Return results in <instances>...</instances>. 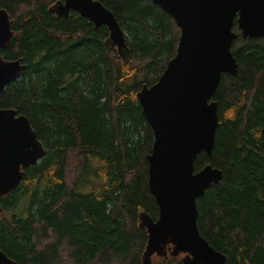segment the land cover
<instances>
[{"label":"trees","instance_id":"obj_1","mask_svg":"<svg viewBox=\"0 0 264 264\" xmlns=\"http://www.w3.org/2000/svg\"><path fill=\"white\" fill-rule=\"evenodd\" d=\"M66 0H0L16 36L3 56L21 77L0 107L26 116L44 145L20 187L0 199V249L19 264H148L172 257L150 243L159 209L148 187L154 135L137 98L177 53L180 29L151 0H96L117 18L127 54L107 26ZM235 76L214 96L219 123L211 157L222 180L198 199V228L225 264H264V38H243L235 20Z\"/></svg>","mask_w":264,"mask_h":264},{"label":"water","instance_id":"obj_2","mask_svg":"<svg viewBox=\"0 0 264 264\" xmlns=\"http://www.w3.org/2000/svg\"><path fill=\"white\" fill-rule=\"evenodd\" d=\"M169 14L181 33L177 53L158 81L143 86L137 98L154 143L147 156L148 187L159 209L149 225L157 251L171 246L186 254L188 264H225L226 258L200 234L197 201L219 183L223 172L206 166L196 170L201 153L213 154L219 123L213 98L223 74L235 76L238 64L231 46L235 20L243 38H264V0H151ZM79 13L96 29L107 26L120 49L125 33L115 15L96 0H66L58 12ZM11 16L0 8V51L15 37ZM25 66L5 60L0 52V94L17 81ZM45 154L29 119L12 109L0 110V199L17 190L24 172ZM0 264H19L0 249Z\"/></svg>","mask_w":264,"mask_h":264},{"label":"rangeland","instance_id":"obj_3","mask_svg":"<svg viewBox=\"0 0 264 264\" xmlns=\"http://www.w3.org/2000/svg\"><path fill=\"white\" fill-rule=\"evenodd\" d=\"M16 36V35H15ZM243 37V36H242ZM122 53H124L125 55L127 54V49L126 48H122ZM12 84V83H11ZM3 93V92H2ZM176 256L177 259H175L176 261H183L184 257H185V262L186 264H188L189 262V256L186 254H180V255H174ZM172 259V257L170 255H168L167 257H158V256H153L152 259L148 262V264H168V262H170ZM190 263V262H189Z\"/></svg>","mask_w":264,"mask_h":264},{"label":"flooded vegetation","instance_id":"obj_4","mask_svg":"<svg viewBox=\"0 0 264 264\" xmlns=\"http://www.w3.org/2000/svg\"><path fill=\"white\" fill-rule=\"evenodd\" d=\"M15 38V37H14ZM13 38V39H14ZM13 41V40H12ZM12 43V42H11ZM10 43V44H11ZM8 48V47H7ZM7 48H5V49H1V51L0 52H4ZM1 55H2V57L5 59V60H8V59H6L4 56H3V53H1ZM12 61H14V60H12ZM21 61V60H20ZM22 63V62H21ZM4 109H12V110H15V111H17L15 108H11V107H0V110H4ZM18 112V111H17ZM19 114V113H18ZM165 248H167L168 250H167V252L169 253V251H172V247L169 245V246H166ZM165 248H161V249H165ZM158 250V249H157ZM185 258V257H184Z\"/></svg>","mask_w":264,"mask_h":264}]
</instances>
